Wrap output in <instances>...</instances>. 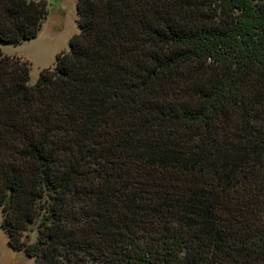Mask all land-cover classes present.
Returning a JSON list of instances; mask_svg holds the SVG:
<instances>
[{
    "label": "trees",
    "instance_id": "obj_1",
    "mask_svg": "<svg viewBox=\"0 0 264 264\" xmlns=\"http://www.w3.org/2000/svg\"><path fill=\"white\" fill-rule=\"evenodd\" d=\"M76 10L34 84L0 52L7 243L35 264H264V0ZM46 15V0H0V41Z\"/></svg>",
    "mask_w": 264,
    "mask_h": 264
},
{
    "label": "rangeland",
    "instance_id": "obj_2",
    "mask_svg": "<svg viewBox=\"0 0 264 264\" xmlns=\"http://www.w3.org/2000/svg\"><path fill=\"white\" fill-rule=\"evenodd\" d=\"M47 15L35 37L20 43L0 41V52L16 55L29 62L28 83L34 84L44 67L55 66V56L69 49V38L79 31L76 0H46ZM0 207V220H1ZM39 219L37 218L23 233L25 243L35 242ZM0 264H35L23 248L14 250L7 243V234L0 225Z\"/></svg>",
    "mask_w": 264,
    "mask_h": 264
}]
</instances>
